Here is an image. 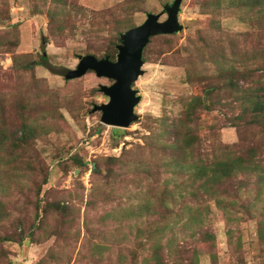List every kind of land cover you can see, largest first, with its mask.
Returning <instances> with one entry per match:
<instances>
[{"label": "rangeland", "instance_id": "rangeland-1", "mask_svg": "<svg viewBox=\"0 0 264 264\" xmlns=\"http://www.w3.org/2000/svg\"><path fill=\"white\" fill-rule=\"evenodd\" d=\"M173 2L0 0V96L8 94L11 118L5 135L10 143L22 136V103L31 128L26 143L16 142V155H0V264H264V189L250 184L239 191L249 209L236 204L228 211L211 200L201 222L158 221L156 203L146 201L156 185L151 177L175 184L174 167L168 158L162 166L156 150L163 137L170 140L162 131L193 97L214 90L212 80L189 82L188 72L217 75L223 51L228 59L232 46H257L256 36L238 38L264 31L259 15L235 11L230 0L218 10L212 0H183V28L152 38L144 51L143 73L133 83L138 118L128 127L105 124L102 112L93 111L108 102L100 86L113 79L93 70L64 76L80 54L107 57L112 42L117 46L149 13L166 20ZM51 13L67 19L66 34L51 32ZM14 56L36 61L34 68L15 71ZM43 56L51 67L39 62ZM206 103L210 109H200L190 124L202 151L239 141L227 106ZM189 189L182 186L170 206L182 208Z\"/></svg>", "mask_w": 264, "mask_h": 264}, {"label": "trees", "instance_id": "trees-1", "mask_svg": "<svg viewBox=\"0 0 264 264\" xmlns=\"http://www.w3.org/2000/svg\"><path fill=\"white\" fill-rule=\"evenodd\" d=\"M212 2L214 10H218L222 0H212ZM231 6L235 11H244L247 15H259V19L264 21V0H230L229 7ZM56 16L55 13L50 15L51 32L64 35L67 19ZM174 34L176 33L155 35L150 41L156 36L167 37ZM239 36L241 38L238 39L242 41H247V37L256 36L259 43L250 50L246 48L239 50L236 46H232L231 59H227L228 54L223 51V63L218 67L217 75L202 74L197 77V73L188 72L189 82L212 80L210 86L214 90L208 97H193L184 114L162 131V135L168 134L170 140L168 141L167 138L165 140L163 137L156 150L160 162L163 161L162 166H169L166 162L168 158L170 165L174 167L175 184L170 186L169 178L162 186L159 183L160 175L151 177L153 181L149 183H152V186L154 183L156 185L148 192L146 201L151 203L153 200L152 202L156 203L153 208L156 211L153 212L158 216V221H165L170 217L180 219L184 216H187L189 221H204L205 215L210 212L211 200L228 211L235 209L236 204L249 209V202L242 200L239 191L248 188L250 184L262 191L264 189V47L260 44L264 31L246 32ZM117 53L114 40L112 49L107 51V57L116 60ZM237 54H241V60H238ZM42 61H39L42 65L51 67L45 56ZM35 63L36 61L26 58L19 62L14 56L13 69L30 70L34 68ZM215 94L218 98L214 101ZM7 95L4 93L0 96V155L4 154L10 158L16 155L17 140L15 138L10 143L9 136L5 135V129L9 128L8 124L11 123L6 104ZM207 99L211 104L219 103L224 107L227 106L231 111L230 119L239 134V141L233 144L215 142L208 153L202 151L195 129L190 126L200 118V109H210L209 104L206 103ZM28 110L29 107L26 108L24 103L19 106L18 116L21 121L23 120L19 144L26 143L30 139L31 128L26 120ZM175 150L178 151L177 155ZM182 186L187 187V190L190 188L187 196H184L185 204L182 208L171 207L169 200H175ZM147 210L152 213L150 208ZM206 238L211 240L213 235L208 232Z\"/></svg>", "mask_w": 264, "mask_h": 264}, {"label": "water", "instance_id": "water-1", "mask_svg": "<svg viewBox=\"0 0 264 264\" xmlns=\"http://www.w3.org/2000/svg\"><path fill=\"white\" fill-rule=\"evenodd\" d=\"M182 1L174 0L172 5L166 7V20H160L161 13H149L142 24L122 33L117 45L116 60L109 57L98 58L93 54H80L77 67L65 71L64 76L68 79L81 77L87 71L93 70L100 77L114 80L110 85L100 86V90L109 97L108 102L93 108V111L102 112L103 123L128 127L138 118L135 106L140 97L133 88V83L143 73L144 49L152 36L176 33L183 28L178 17Z\"/></svg>", "mask_w": 264, "mask_h": 264}]
</instances>
